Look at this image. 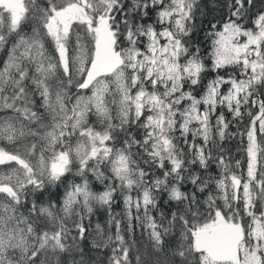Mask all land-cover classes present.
I'll return each mask as SVG.
<instances>
[{"label": "snow or ice", "instance_id": "snow-or-ice-1", "mask_svg": "<svg viewBox=\"0 0 264 264\" xmlns=\"http://www.w3.org/2000/svg\"><path fill=\"white\" fill-rule=\"evenodd\" d=\"M0 52V264H264V0H0Z\"/></svg>", "mask_w": 264, "mask_h": 264}, {"label": "trees", "instance_id": "trees-1", "mask_svg": "<svg viewBox=\"0 0 264 264\" xmlns=\"http://www.w3.org/2000/svg\"><path fill=\"white\" fill-rule=\"evenodd\" d=\"M211 0H201V3L203 5H210ZM217 3H221L222 0H216ZM257 3V7L260 6L261 4V0H256ZM206 13L208 14V18H211L212 15H217L219 16L220 13L218 11L214 12L213 9L209 6L205 8ZM207 23V20H205V24ZM245 23H248V21H245ZM251 26V25H249ZM197 40H203L204 39V33L203 32H199L197 34V36L194 37ZM2 52H0L1 54ZM211 78V77H209ZM225 114L228 116V119H232V117L230 115L227 114V112H225ZM247 123V117H245V120L243 122H240L239 124L234 123L231 125L230 127V131H238V130H242L244 125ZM245 144H246V138H245ZM245 144L241 143V137L237 136V137H233L229 140H227L226 142H224L223 147L225 148V156L226 157H230L232 160V163L234 164V162L236 160H240L241 161V168L237 169L236 171L238 173H244L245 168H246V156L245 153L243 152V148L245 147ZM221 172V169L218 168L215 164L212 165V167L209 170L210 175H212L213 177H217ZM77 182H79L77 180ZM92 186H93V190L94 191H102L103 190V186L98 182L93 180L92 181ZM188 187H191L190 185ZM61 191H63V189H61ZM133 211V218L131 220V228L132 231L131 232H126L125 236L126 239L128 240H134L137 241V247L143 244L147 243V231L146 229L142 228L139 226V221H137L135 219L136 216V212L135 209L132 210ZM112 212L114 214L117 215V218L121 220V227L125 228V226L129 225V220L125 218V206H124V202H123V195L122 194H116V199L114 201L113 207H112ZM153 215H158L157 212H153ZM108 220V213L106 210L101 209L99 212L96 213V215L92 218V223L93 226L95 225L96 222H100V223H105ZM115 229L113 228V231ZM107 254V250H104V252L100 253L101 257H104ZM79 257H77L78 259ZM130 259H132L133 264H135V249H133V253L132 256L130 257Z\"/></svg>", "mask_w": 264, "mask_h": 264}, {"label": "rangeland", "instance_id": "rangeland-1", "mask_svg": "<svg viewBox=\"0 0 264 264\" xmlns=\"http://www.w3.org/2000/svg\"><path fill=\"white\" fill-rule=\"evenodd\" d=\"M3 56H4V53L2 52V53L0 54V57H3ZM244 174L246 175V168H245ZM70 179H71V178H70ZM133 195L135 196V193H133Z\"/></svg>", "mask_w": 264, "mask_h": 264}]
</instances>
